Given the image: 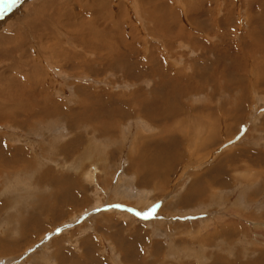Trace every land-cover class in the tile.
Listing matches in <instances>:
<instances>
[{
    "label": "rangeland",
    "instance_id": "1",
    "mask_svg": "<svg viewBox=\"0 0 264 264\" xmlns=\"http://www.w3.org/2000/svg\"><path fill=\"white\" fill-rule=\"evenodd\" d=\"M62 3L61 12H68L67 2ZM24 5L0 11V39L13 36L14 28L26 33V20L16 27L1 23L22 6L26 17L35 12V6ZM106 5L94 17L121 12L118 30L126 36L118 31L98 39L102 50L80 48L78 32L66 25H61L62 38L44 36L46 46L51 41L58 47L56 54L43 52L39 38L36 44L27 40V63L17 67L0 44V99L12 103L6 94L39 75L46 79L38 94L62 108L49 119L29 107L17 121L0 123V163L23 166H8L0 174V239L11 250L0 249V264H264V0H111ZM120 5L125 6L121 11ZM129 11L132 30L124 16ZM107 16L105 27L112 21ZM41 53L48 55V65L39 59ZM38 63L42 71L34 74ZM143 64L142 74L136 68ZM154 67L168 87L173 76H184L177 101L165 96L170 98L166 105H186L181 115L210 129L203 140L193 133L190 146L173 129L178 119L163 117L161 124L143 111V103L129 100L148 93L152 105L154 92L167 95L165 86L158 89ZM126 98L127 113L112 115ZM158 109L163 111L161 105ZM185 127L188 134L198 132ZM171 139L176 143L168 145ZM143 145L151 154L159 150L156 161L145 155ZM168 152L171 168L160 163L167 162ZM34 158L38 161L30 169ZM213 166L224 168L215 172L221 184L185 204L184 197L199 183L196 176ZM205 179L213 182V175L198 178L200 186Z\"/></svg>",
    "mask_w": 264,
    "mask_h": 264
},
{
    "label": "bare ground",
    "instance_id": "2",
    "mask_svg": "<svg viewBox=\"0 0 264 264\" xmlns=\"http://www.w3.org/2000/svg\"><path fill=\"white\" fill-rule=\"evenodd\" d=\"M39 0H22V2H20L19 4H25V3H30L28 5H24L25 7H30L31 5L35 6L36 10L34 13H29L30 16L29 17H26L28 16L27 13L25 14V10H22V7L19 8L18 10H12L13 12H15L14 15H12V11H11V14L5 18V20H3L2 25L4 26V24L8 27H11V26H17L21 23L24 22V20H26L24 22L23 25H26L28 27L26 31V33H21V32H24L23 30H20V29H15L14 28V35L13 36H6L3 40L0 39V44H4V48H2L1 46V51L2 49H5L3 50L2 52H5L6 51H9L8 53H6V55H9V57H11L16 64H14V66H18V65H22V60L25 61V50L27 49L26 46H27V40H28V43H34L36 44V40L39 38L41 40V50L44 52L46 50H50V49H53V53L56 54L57 51H58V47H53L50 42L51 41H47V46L44 44L45 43V38L44 36H48V37H51V36H55V35H59L60 38L63 37V35L61 34L60 30L64 29L63 26L61 25H66L69 27V31L70 32H73L74 30L76 32H78V34L76 35L77 37V43L79 44L80 48L82 46H85V48H87L86 46L89 45L88 47H91L90 49H93L94 50H102L103 48L101 44H99L98 42V39L100 38H105L107 36L109 37H115L116 34L118 33V29L122 26H120V19L123 18V14L120 12H116V10L112 11V12H104L103 13V16H98V17H94V15H98V9L99 11L102 13L103 9H104V6H107L106 4L107 3H110L111 0H44L42 2L37 3ZM84 1L87 2V4L85 5V7H83L82 4ZM109 1V2H108ZM113 2H117L116 0H112ZM138 2H141L142 0H137ZM159 1V0H158ZM194 3H200L201 4V0H192ZM204 1V0H203ZM62 2H67L66 4V8L69 9L68 12L64 11V12H61L63 9H62V6L64 5V3ZM177 3V2H176ZM188 3V2H187ZM111 5V4H110ZM115 5V4H113ZM203 5V4H202ZM116 6V5H115ZM74 7H79L81 9V11H78V12H74ZM111 8V7H110ZM115 8V7H114ZM118 8V7H117ZM125 8V6H122L120 5V11ZM25 9V8H24ZM175 9V8H174ZM172 9V10H174ZM65 10V9H64ZM137 10V9H136ZM143 10V9H142ZM123 11H127L126 9L123 10ZM181 11V10H180ZM176 13V11H174ZM9 13V12H8ZM130 13V11H129ZM136 13V12H135ZM140 13H142L143 16H145V12L144 11H140ZM173 13V12H171ZM88 14V15H87ZM174 14V13H173ZM183 14V13H182ZM101 15V14H100ZM107 15H109L112 19L111 21V25L108 24L106 27H105V23L103 22V20H106V19H103V17H106ZM122 15V16H121ZM184 15V14H183ZM124 16L125 18L127 19V24L129 25V27H131L130 29L132 30V14H128V12H125L124 13ZM141 16V15H140ZM24 17V18H23ZM62 17V19H61ZM93 17V18H92ZM108 17V16H107ZM109 17V18H110ZM136 17V15H135ZM23 18V19H22ZM92 18V19H90ZM140 18H143L142 16ZM185 20V19H184ZM76 21V22H75ZM77 23V24H76ZM137 24V23H136ZM22 25V24H21ZM29 25V26H28ZM125 26V25H124ZM134 26V25H133ZM57 27V28H56ZM128 28V26H127ZM136 28V27H134ZM122 29V28H121ZM126 29V28H125ZM124 29V31H125ZM129 30V32L131 31ZM123 31V30H122ZM65 32V31H64ZM121 32V31H119ZM35 33V34H34ZM126 33V32H125ZM181 33V32H180ZM121 34H123V38L126 36L124 33L121 32ZM133 34L135 35V32L132 31L129 33V36H133ZM40 35V37H38ZM82 35H84V37H86V39L84 37H82ZM119 35V34H118ZM70 37V36H69ZM66 38V39H69ZM84 38V39H83ZM19 39L20 42L19 43H16L15 41ZM73 39H76L75 37ZM114 39V38H113ZM117 39V38H116ZM136 39V38H135ZM71 40V38L69 39ZM125 40V39H124ZM18 41V40H17ZM76 41V40H74ZM131 43V42H130ZM29 45V44H28ZM54 45V44H53ZM130 45V44H129ZM151 45V44H150ZM31 47H35V46H31ZM40 47V46H39ZM84 48V50H86ZM35 50V48H33ZM60 49V48H59ZM105 49V47H104ZM62 50V49H60ZM67 50V49H66ZM83 50V51H84ZM37 51V50H36ZM21 54H20V53ZM49 52V51H47ZM4 53V54H5ZM87 53V52H86ZM114 53V52H113ZM131 53V52H130ZM51 54V53H50ZM70 54V53H69ZM154 54V53H153ZM152 53L149 54V56H147L146 58V61H145V64L148 65L149 64V60H151L150 58L153 56ZM53 55V54H52ZM46 55L45 53H41L39 54V59L43 60L44 62H46V64L48 65V61H47V58H46ZM56 56V55H55ZM99 55H97L96 57H98ZM51 57V56H50ZM58 57V56H56ZM107 57V56H106ZM37 58V57H36ZM60 58V57H58ZM57 58V59H58ZM78 58V57H77ZM82 58V57H81ZM88 58V57H87ZM98 58H101L100 56ZM149 58V60H148ZM38 59V58H37ZM50 59V58H48ZM55 59V57H54ZM79 59V58H78ZM172 59V58H171ZM41 60V61H42ZM64 60V59H63ZM166 60V59H165ZM67 61V60H66ZM106 61V60H105ZM54 62V61H53ZM59 62H60V59H59ZM58 62V63H59ZM168 62V61H166ZM25 63H27V61H25ZM62 63V62H61ZM66 63V62H65ZM98 63V61H97ZM97 63H94V67ZM100 63V62H99ZM55 64V63H54ZM68 64V63H67ZM105 64V63H104ZM46 65V66H47ZM92 65V64H91ZM101 65V64H100ZM150 65V64H149ZM192 65V64H191ZM65 66V65H64ZM102 66V65H101ZM105 67V65H103ZM110 66V65H109ZM161 69L162 67L160 65H158ZM163 68H166L167 70L170 71V68L167 64H162ZM253 66V65H252ZM27 67V66H25ZM54 67V66H53ZM66 67V66H65ZM147 66H144L141 65L139 68H136V71L137 72H141L143 74V68H145ZM157 67V66H156ZM154 67L153 68V75L152 76H157L159 78V80L161 81L160 82V85L158 86V89L161 88L162 86L167 89L166 93L167 95H163L161 93L158 92V95L159 97H162V98H159L157 95L156 92H154V98L155 100L153 101V104L150 105L151 103V98L149 97L148 93L145 94V97H141L140 99L138 98V96H135L134 94H132L133 98L130 99L129 97V100H132V101H140L141 103H143V111L148 115V116H154V119L158 122L161 123V118L163 117H167L169 120L172 121V119H178V122H175L173 125V129H176V130H179L182 134H184V137L188 138L189 141H185V142H188L190 146H192L190 144L191 142V139L193 140L194 137L192 138L193 136V133L195 134H198V138H200V140H203V137L206 135V132L208 133V130L207 128H205V126H200V124H196L197 122H195V120H192V118H190L189 116H185V115H181L182 112H186L187 108L184 106V104L180 105L178 102L176 103V107L173 108V109H169L168 105H169V99L170 98H165V96H172L174 97V99L177 101V96H178V93H179V90L182 89V86H184L185 84V80H182L181 78H183L181 76V78L179 77V75H177V77L174 78L172 77V79L170 80V87H168L165 83V75H162L161 74V69L160 68H156ZM28 68V67H27ZM30 68V67H29ZM90 68H92L90 66ZM96 68V67H95ZM94 68V69H95ZM126 68V67H124ZM89 69V68H88ZM93 69V68H92ZM172 69V68H171ZM56 70V69H55ZM123 70V74L124 75H127L128 74V71H126L125 69H122ZM174 70V69H173ZM237 70V69H236ZM245 70V69H244ZM35 73L38 72V73H41L42 71V65L40 63L37 64V67L34 69ZM33 71V72H34ZM89 71V70H88ZM91 71V70H90ZM179 71V70H178ZM262 72V75L264 74V68L260 70ZM32 72V71H31ZM46 72V71H45ZM93 72V71H92ZM97 72H99V70H97ZM149 72V71H148ZM205 72V71H204ZM202 72V74L204 73ZM218 72V71H217ZM19 73V72H18ZM186 73V72H185ZM181 74V73H180ZM182 75V74H181ZM204 75V74H203ZM261 75V76H262ZM50 74H46V77L47 78H50ZM199 76V75H198ZM245 76V75H244ZM4 77V76H3ZM13 77V76H12ZM11 77V78H12ZM27 77V76H26ZM263 77V76H262ZM15 78V77H14ZM31 78H37V79H32V80H29V82H24L23 81V84H22V87L20 86H17L16 87V90L15 88H13L15 90V92H9L8 91L6 93V95H8L11 100L10 102L12 101V103H8L7 100H2V97L0 99V123L1 122H4L5 120H8V121H17L18 118H19V115L21 113L25 114V113H28L26 111V109L28 110V108L30 107L31 108V112H36L38 111L40 114H46V117H51L53 118L55 115L54 113L57 112L58 110H62V108L58 109V104L57 102L53 103L52 100L48 97L46 98H41V93L38 94V92L36 91V88L38 87L39 88V85L41 82H44L43 80H45V76L43 78H40L39 75H35ZM180 78V79H178ZM3 80L2 77H0V80ZM43 79V80H42ZM236 79V78H235ZM255 78L254 77H249V80L250 81H253ZM8 80V79H7ZM6 80V81H7ZM24 80V79H23ZM15 79L12 80V82H14ZM211 81V80H210ZM242 82L243 81V78L241 79ZM16 83V82H15ZM241 83V82H240ZM6 84V83H5ZM29 86L31 88H27L24 86ZM11 86H13V83L9 84ZM55 85V84H54ZM53 85V86H54ZM11 86H9V90L12 88ZM41 87V85H40ZM178 89H177V88ZM5 88V87H4ZM3 88V90H4ZM51 89V87H50ZM12 90V89H11ZM139 90V89H138ZM181 91V90H180ZM45 92V91H44ZM49 93V92H48ZM47 93V94H48ZM182 93V92H181ZM45 94V93H44ZM27 95V99L24 101L23 98L24 96ZM40 95V96H38ZM53 95V94H52ZM143 95V94H142ZM153 96V95H151ZM26 97V96H25ZM124 99L123 101H121V104L119 105H115L116 107L112 109V115H115V116H119V115H125L127 112V102L126 100L128 99ZM49 99V100H48ZM131 101V102H132ZM147 101V103L145 102ZM10 105H8L7 103ZM120 103V101H119ZM166 103L168 105H166ZM113 104V103H112ZM161 105L163 111L159 110L158 109V106ZM62 106V105H61ZM139 106V105H138ZM57 108V109H56ZM55 109V110H54ZM192 110V109H191ZM30 111V110H29ZM137 111V110H136ZM139 111V110H138ZM20 112V114H19ZM59 112V111H58ZM69 112H72L71 110ZM29 114V113H28ZM27 114V115H28ZM211 114V113H210ZM224 114H228L227 112L224 113ZM16 115V116H15ZM167 115V116H166ZM53 116V117H52ZM61 116V115H60ZM70 116V115H69ZM234 116V115H233ZM22 117V116H20ZM42 117V116H41ZM71 117V116H70ZM180 117V119L178 118ZM28 118V117H27ZM61 118V117H60ZM12 119V120H11ZM50 119V118H49ZM72 119V118H70ZM101 119V118H100ZM199 119V118H198ZM69 120V118H68ZM91 120V119H90ZM57 121V120H56ZM166 121V120H164ZM176 121V120H175ZM102 122V121H101ZM173 122V121H172ZM72 124V123H71ZM118 124V123H117ZM162 124V123H161ZM177 124V125H176ZM187 124V128H188V125H192V127L197 130L198 132H195L193 131L191 134H188L187 133V129L185 127V125ZM171 124H169L168 126H170ZM205 125V124H204ZM215 125V124H214ZM217 125V124H216ZM1 126V125H0ZM74 127H78L77 124H73ZM108 128H112V127H116L117 125L115 124H112V125H104ZM163 126V125H162ZM100 127V126H98ZM2 128V127H1ZM6 128H7V125H6ZM95 128V127H94ZM103 129V127H101ZM5 129V128H4ZM191 129V128H190ZM218 129V128H217ZM216 129V130H217ZM96 130V129H95ZM101 130V129H100ZM110 130V129H109ZM115 130L117 131V129L115 128ZM164 130L165 127H164ZM200 131V132H199ZM111 132V130H110ZM210 132V131H209ZM212 132V131H211ZM17 133V132H16ZM116 133V132H115ZM224 134V133H223ZM180 135V134H179ZM210 137L208 138H212V135L210 134L209 135ZM137 137V136H136ZM144 137V136H143ZM152 138V137H150ZM160 138V137H159ZM167 138V137H166ZM205 138V137H204ZM136 141H133L134 142H137L138 139H134ZM149 140V139H148ZM147 140V141H148ZM205 140V139H204ZM199 141V140H198ZM197 141V142H198ZM168 142V145H170V142L173 144V143H176L175 142H172V139ZM136 145V143L134 144V146ZM179 145V144H178ZM197 145V144H196ZM145 147V155H148V158H150L151 160H155V155L156 153L159 151H156V153L154 154H151V152L148 151V148H146L145 145H143ZM151 146V145H150ZM150 149V148H149ZM151 150V149H150ZM155 150V149H154ZM163 152V150H161ZM102 152V151H101ZM166 152V151H165ZM142 153V152H141ZM23 154L25 155L26 154V149L25 151H23ZM164 154V152H163ZM171 153L168 152V156H165V160L167 161L166 163L163 161V162H160V163H163L164 166L167 164L169 165V168H171V165H172V158L169 156ZM23 155V156H24ZM42 155V154H41ZM49 153L45 154L44 156H47L48 157ZM158 155V154H157ZM165 155V154H164ZM23 156H20V157H23ZM143 156V155H142ZM141 157V156H140ZM170 157V158H169ZM3 158V155L0 156V162ZM175 158V157H174ZM173 158V159H174ZM4 159H5V153H4ZM16 159V158H15ZM14 159V161H15ZM159 159V158H158ZM177 159V158H176ZM141 160V159H140ZM148 160V159H147ZM164 160V159H163ZM36 161H38V158H34L33 161H30V163H28V165L30 166V169L32 166L36 165ZM161 161V160H160ZM131 163L133 164V161H131ZM157 163V162H156ZM12 164H15V165H9L8 163L5 162V164H1L0 163V174L3 172H5L6 170H8V166H16V165H19V167L22 166V163H16V162H12ZM23 167V166H22ZM160 167V166H158ZM158 167H155L153 168V172L152 173H156L158 171ZM138 168V167H136ZM141 168V167H140ZM168 168V170H169ZM13 169V168H12ZM25 169V168H24ZM33 169V168H32ZM161 169L165 170L163 166H161ZM16 170L18 172H20V170L22 169H17ZM26 170V169H25ZM141 170V169H140ZM224 170V168L221 169V167H211L209 168L207 171H205V175H202V176H199L197 175V180L196 182L198 181L199 183L196 184V186H194L193 188H191L189 190V194H187L185 197H184V203L185 204H189V202H191L194 198H204L207 194H205L204 196V191L205 190H212V187L213 186H217L218 184H221L219 179H218V175H215V172H220ZM151 171V170H150ZM208 173V174H207ZM39 174V172H38ZM207 174V175H206ZM225 174V173H224ZM147 178L149 180L150 174H147ZM150 175V176H149ZM195 175V174H194ZM210 175H213V182H210L208 179H205L204 182H205V185L204 186H200V182L198 180L199 179H203V176H210ZM222 176V175H221ZM48 177V176H47ZM193 177V176H192ZM195 178V177H194ZM225 179V178H224ZM228 179V178H227ZM50 180V179H49ZM61 180V179H60ZM195 180V179H194ZM245 180V179H244ZM60 182V181H59ZM203 182V181H202ZM228 182V181H227ZM36 185V184H35ZM59 186V185H58ZM214 190V189H213ZM63 193V192H62ZM57 193L55 192L54 195H56ZM58 195V194H57ZM66 194L63 195V198L65 197ZM69 195V194H67ZM204 196V197H203ZM72 197V196H71ZM70 197V199H71ZM63 202V201H62ZM37 207V206H36ZM35 208V207H34ZM33 209V208H32ZM36 213V212H35ZM34 216V215H33ZM244 217V216H243ZM32 218V217H31ZM35 220V219H34ZM38 220V219H37ZM248 221V220H247ZM34 225V224H33ZM235 226V225H234ZM226 227H229L226 225L224 226H221V228H226ZM230 229V228H229ZM23 232V231H22ZM218 232V231H217ZM233 233V232H232ZM231 234V233H230ZM24 239V238H23ZM10 247L8 246V242H5L4 240H1L0 239V249L3 250V251H7V252H10L11 253V250L9 249ZM0 250V253H2V251ZM263 252V251H262ZM263 255V254H262ZM4 256V255H3ZM164 259V258H163ZM263 259V258H262ZM221 260H219L220 262ZM261 262V261H260ZM162 264L163 261H161ZM254 263V262H252ZM252 263H248V264H252ZM98 264H101L98 262ZM144 264H148V260L145 261ZM152 264H157V262H152ZM159 264H160V261H159ZM217 264V263H216ZM255 264H259V262L255 263Z\"/></svg>",
    "mask_w": 264,
    "mask_h": 264
},
{
    "label": "snow or ice",
    "instance_id": "3",
    "mask_svg": "<svg viewBox=\"0 0 264 264\" xmlns=\"http://www.w3.org/2000/svg\"><path fill=\"white\" fill-rule=\"evenodd\" d=\"M20 2L21 0H0V11L6 10L8 7L15 6Z\"/></svg>",
    "mask_w": 264,
    "mask_h": 264
}]
</instances>
